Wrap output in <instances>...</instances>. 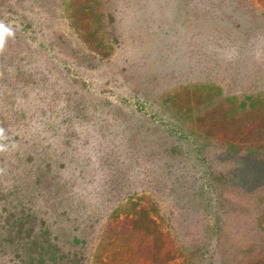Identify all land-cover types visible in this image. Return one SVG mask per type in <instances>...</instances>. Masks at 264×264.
<instances>
[{
  "label": "rangeland",
  "instance_id": "374dc122",
  "mask_svg": "<svg viewBox=\"0 0 264 264\" xmlns=\"http://www.w3.org/2000/svg\"><path fill=\"white\" fill-rule=\"evenodd\" d=\"M63 1L0 0L9 30L2 44L17 58L14 66L0 60V190L7 192L0 214L18 208L45 219L54 244L72 246L77 264H219L218 247L226 243L239 263L263 264L264 220L253 201L250 211L220 224L227 233H217L219 200L228 193L219 198L210 173L236 160L218 144L224 134L206 117L201 129L212 128L216 148L196 150L193 137H174L175 119L160 104L170 96L183 101L178 92L196 82L241 100V85L264 72V17L252 18L244 3L264 16V0H106L112 49L108 56L92 51L93 66ZM52 40L80 63L66 65L61 51L46 48ZM153 203L162 216L151 215L157 241L144 214V226L134 227L129 206Z\"/></svg>",
  "mask_w": 264,
  "mask_h": 264
},
{
  "label": "trees",
  "instance_id": "16d2710c",
  "mask_svg": "<svg viewBox=\"0 0 264 264\" xmlns=\"http://www.w3.org/2000/svg\"><path fill=\"white\" fill-rule=\"evenodd\" d=\"M63 2L66 10L70 9L68 15L70 26H72L74 33L81 40V43L88 48V53H90L86 58L87 62H90L92 58V51L108 56L112 49V41L108 42V38L113 15L107 14L106 0H64ZM244 4L246 5L244 11L250 14L252 18L264 17L263 14L257 13L252 5L246 2ZM262 6H264V2ZM4 16L0 12V25L8 29L7 20L3 19ZM25 25L28 26V23ZM258 27L260 31L264 29L263 24H258ZM20 39L22 38L20 37ZM30 39L35 41L33 37H30ZM72 41L64 43L70 46ZM50 42L53 43H50L46 48L54 54L56 50L61 51L57 55H61V60L66 65L74 64V61L75 63H80L78 59L70 60L74 54H70L68 48L60 46L58 41L52 40ZM39 45L41 46V44ZM3 53L6 55L2 56ZM15 59L17 58L6 53V48L3 44L0 45V60L2 63H10L11 66H14ZM89 65L93 66L91 62ZM3 67L1 64L0 68L6 71ZM263 75L264 72L254 74L247 79L243 86L241 85L239 90L243 97L241 100H238L234 94L220 95L217 90H211L208 82L203 83V85H199L196 82V84H193L191 92H188V89L184 94H179L178 92L177 98L183 96V101L180 99L177 100L179 102H176V97L170 96L168 103L163 104L161 102L160 104L164 105L163 110L171 114L172 119H175L170 123L169 127L174 137H182L185 140H189L191 136L194 138L196 150L200 144L203 145V149L208 150L216 148L215 142L211 138L213 135L212 128L213 130H220L224 135L222 139H218V144L225 149L226 157L236 155V160L233 163L235 167L224 168V173L221 171L215 174L214 170L210 173L214 182H212V186L214 185L213 187L216 189L219 198L223 192L228 193L225 199L219 200L223 206V211H220V214L216 216L218 234L220 233L218 231L222 230L220 224H227L226 217L231 213L241 217L243 212L250 211V208H252L247 206L249 204L252 205L251 201H253V207L256 208L255 211L264 220V80H261ZM189 93L194 98L192 104L188 102ZM233 99H235L236 103ZM251 107H255V115H250ZM76 115L79 116L77 113ZM206 117H208V122L211 123L212 128L206 129L202 127L201 129ZM249 124L251 125L248 126ZM195 125L200 127V132H195ZM246 140H252L255 144L241 146V143ZM160 144L165 143L161 142ZM168 150L171 154L177 152L176 147H171ZM5 177L8 178L7 176ZM2 193L7 197V192L0 190L1 201L7 207ZM25 194L29 195L27 192ZM7 201L8 204L19 203L16 199L14 201V198H9ZM121 205L118 204L116 206L117 210L122 207ZM129 206H131V212L133 211L135 216L133 219L134 227L141 228L144 226L140 219L141 214H144L145 216L142 217H147L153 226V230L147 233L151 234L155 241L159 240L160 232L157 229L155 219L151 216L156 214L158 218H162L159 204L153 203L150 209L138 208L136 210L132 208L134 204ZM0 211L7 210L3 207ZM15 212L18 213L15 214ZM35 219H37L36 216ZM2 220H5V222ZM138 220H140L139 223ZM45 223V219L34 221L32 212H27L26 214L18 208L15 211H10L5 216L0 214V259L2 254L11 252L14 254V258L11 255V259L5 262L0 260V264H77L79 258L74 256L72 259L68 254L72 246H67L66 249L63 246L54 244L55 237L51 238L48 232L50 227L44 226ZM36 225L39 226L38 228L41 231L35 228ZM256 225L259 228L262 226L260 222ZM45 227H47L46 230L44 229ZM3 228L4 230H2ZM225 230L226 233L229 231L225 227L221 233L225 232ZM74 242L77 243L78 238L74 239ZM154 247L159 249L160 246L155 243ZM218 248L220 255L219 264H241L236 261L237 257L234 260V256H231L233 253H228L230 250L227 243L222 244ZM196 252L198 256V250ZM76 253L77 251H74V254ZM194 254L192 253L191 255L193 256ZM258 256L259 252L255 251L252 257L250 256L249 258L251 261H256ZM244 262L243 259L242 264Z\"/></svg>",
  "mask_w": 264,
  "mask_h": 264
},
{
  "label": "clouds",
  "instance_id": "9594fccd",
  "mask_svg": "<svg viewBox=\"0 0 264 264\" xmlns=\"http://www.w3.org/2000/svg\"><path fill=\"white\" fill-rule=\"evenodd\" d=\"M9 30L6 29L3 25H0V45H2L3 40H4V35L8 32ZM0 134H2V130H0Z\"/></svg>",
  "mask_w": 264,
  "mask_h": 264
}]
</instances>
